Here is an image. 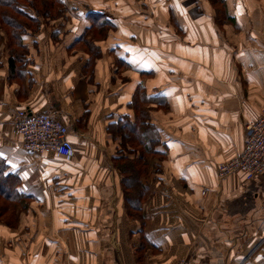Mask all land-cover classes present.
Wrapping results in <instances>:
<instances>
[{"label": "crops", "instance_id": "obj_1", "mask_svg": "<svg viewBox=\"0 0 264 264\" xmlns=\"http://www.w3.org/2000/svg\"><path fill=\"white\" fill-rule=\"evenodd\" d=\"M222 1L220 19L211 0H75L64 33L25 36V78L2 45L0 157L34 198L18 228L0 224V264H264V174L218 175L264 108V0ZM139 85L163 157L135 205L114 161L136 157L117 130ZM20 108L58 116L75 157L26 152Z\"/></svg>", "mask_w": 264, "mask_h": 264}, {"label": "trees", "instance_id": "obj_2", "mask_svg": "<svg viewBox=\"0 0 264 264\" xmlns=\"http://www.w3.org/2000/svg\"><path fill=\"white\" fill-rule=\"evenodd\" d=\"M221 5L222 0H217ZM63 5V0H0V29H4L5 35L0 34V49L1 42L4 40L3 36H6L8 39V52L10 53L9 57V68L13 75H16L18 78H25L27 73L26 69V59H29V53L27 45L25 44V36L29 35V26L24 24L25 22H35L37 19L49 16V10H54L53 6ZM43 7L46 11L39 10L38 7ZM25 7L32 8L36 11L38 17H31L28 14ZM91 14H96L92 12ZM53 17H58L53 16ZM108 27L113 28L114 26L108 22L106 23ZM39 29V27L37 28ZM36 30V29H35ZM40 30V29H39ZM89 32L87 31L84 35L81 36L79 44L87 47V50L91 51V61L94 58L99 57L101 54L96 49L94 50L92 44L88 46V43L84 36H87ZM32 34V33H31ZM2 54H0V68L2 67ZM87 67L85 72L87 75L92 71L91 63L86 64ZM90 70V72H89ZM93 72V71H92ZM90 75V79H91ZM93 79H91L92 81ZM150 102V97L144 92L142 85H139L136 91V94L133 98V106H135V119L133 123L128 122L124 125H120L119 135L122 136V141L125 145H128V148L139 151V154L136 155L134 159L128 158L125 154L122 155L121 159L114 161L115 167L122 173H130L133 171V166L135 170L133 171L134 176L123 177V187L125 190H130L128 194L135 193L134 200L131 199L133 195H128L129 203L139 205L144 201L147 195V189L142 185V178L144 175H147L149 164L145 160V156L158 155L163 157L159 151H156L154 144L157 143V139L153 137L152 132L155 134L156 129L154 125L148 120V111L144 110L143 107H146ZM124 145V146H125ZM141 152V153H140ZM20 179L14 174L8 171V168L5 165V161L0 157V196L8 200V205L0 207V218L7 215L9 212L8 209L14 208L15 205L13 202H21L22 198H29L24 193L17 191V187L20 184ZM4 186L7 188L4 189ZM13 203V204H11ZM14 205V207H13ZM15 212V211H14ZM9 225H15L14 222L7 220Z\"/></svg>", "mask_w": 264, "mask_h": 264}, {"label": "built area", "instance_id": "obj_3", "mask_svg": "<svg viewBox=\"0 0 264 264\" xmlns=\"http://www.w3.org/2000/svg\"><path fill=\"white\" fill-rule=\"evenodd\" d=\"M15 133L23 138V147L31 155L54 154L63 160L75 157L73 143L69 137V128L52 112L34 111L20 108L14 121ZM249 132L243 151L218 166L220 179L240 172L250 181L264 174V108L259 118L246 125ZM177 264H192L182 259Z\"/></svg>", "mask_w": 264, "mask_h": 264}, {"label": "rangeland", "instance_id": "obj_4", "mask_svg": "<svg viewBox=\"0 0 264 264\" xmlns=\"http://www.w3.org/2000/svg\"><path fill=\"white\" fill-rule=\"evenodd\" d=\"M82 1L84 2L85 0H82ZM212 1H213V4H214L215 8L218 11L219 18L221 19V17H223V11H222L223 10V7H222V5L217 0H211V2ZM77 4L80 5V3H77ZM75 5H76L75 0H63V5L62 6L60 5V7L58 5H54L53 6L54 10H49L50 14L45 19L40 18V19H37V21L32 22V23L31 22H25L24 24H28V26H29V30H28L30 32L29 35L38 33L44 27L45 28H49L50 30H52L53 31V34H54V28H55V30H58V29L60 30L61 29V30H63L61 32L64 33L65 30H66V26L68 24L67 23V21H68V19H67L68 15H70L72 13H73L72 15H74V14L77 13V9H76ZM38 8L42 12L43 11H46V9H47V8L44 9L41 6L38 7ZM25 9L27 10L28 14H30L31 17H36V16L38 17L39 16V15L36 14V11L33 10L32 8L30 9L29 7H25ZM88 13H89V15H96V14H91L92 11H89ZM56 15L58 17H53V16H56ZM96 16H97V18H96V21L94 20V22L97 23V21H98L99 24L102 23V22H100V16L101 15L99 14V15H96ZM38 27H39L40 30L37 29ZM3 31H4V29H0L1 36L2 35H5V33ZM100 32L101 31H99V30H92V32H90V37L92 39H101L103 36L101 35ZM84 37H85L86 41L89 42L88 37L87 36H84ZM53 38H54V36H53ZM3 39L4 40L1 42V47H2V45L5 42L7 43V47H8V39L6 38V36H3ZM88 46L89 47L91 46L90 43H88ZM92 46H93L94 50L97 49L93 44H92ZM27 49H28V53H29V48L27 47ZM84 49H87V47L84 48ZM87 51H89V50H87ZM89 52L91 53V51H89ZM29 56H30V53H29ZM28 60L29 59L27 58L26 59V62ZM143 108H144V110H147L148 111L151 108V106L148 104V105H146V107H143ZM147 113H148V120H150L149 119V111ZM131 151L135 155H138L139 154V151L138 150H135V152L133 150H130V153H131ZM158 159H162V158L159 157L158 155L157 156L156 155H152V156L150 155L148 157L145 156V160L149 164V168L147 170L148 173H147V175H144L143 178H142V185H143V187L145 189H146V185L148 184V181H150L149 180L150 174L151 175H154L155 174L154 172H158L159 171V166H158V163L156 162ZM114 166H115V164H114ZM134 170H135V167L133 166V171ZM133 171L130 172V173H123L122 172V174H123L124 177L134 176L135 174H133ZM150 179H152V176H151ZM6 188L7 187L4 186V189H6ZM17 190H19V188ZM25 195L27 197L29 196V198L25 199L23 197L21 202H13L14 205H15V207L13 205L14 208L8 209L9 212H7V215L0 218V224L7 225L9 228L10 227L11 228H18V226H19L18 223H19V219H20V217H19L20 213L24 214V212H27V211L30 210V208H31V201L34 198V196L27 195V194H25ZM8 202H9L8 200H6L5 198H2L0 196V207H3L5 205H8ZM13 203H11V204H13ZM7 220L14 222L15 225H9V223L7 222Z\"/></svg>", "mask_w": 264, "mask_h": 264}]
</instances>
